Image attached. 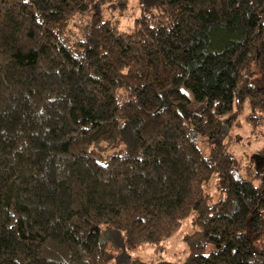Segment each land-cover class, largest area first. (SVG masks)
<instances>
[{"label": "trees", "instance_id": "1", "mask_svg": "<svg viewBox=\"0 0 264 264\" xmlns=\"http://www.w3.org/2000/svg\"><path fill=\"white\" fill-rule=\"evenodd\" d=\"M94 2L0 0V264H120L189 217L181 264H264V145L242 174L228 136L246 103L264 127V0H140L66 43Z\"/></svg>", "mask_w": 264, "mask_h": 264}, {"label": "rangeland", "instance_id": "2", "mask_svg": "<svg viewBox=\"0 0 264 264\" xmlns=\"http://www.w3.org/2000/svg\"><path fill=\"white\" fill-rule=\"evenodd\" d=\"M140 10V0H95L85 12L75 14L62 35L67 37L65 42L70 45L78 39H84L88 33L91 17L95 12H99L104 21L117 26L118 30H129L134 20L140 15ZM253 83L256 86H264V82L258 79H255ZM186 93L189 101L183 106V111H199L203 104L196 103L190 92L187 91ZM180 107L181 105L178 106L179 109ZM250 115L251 108L246 103L237 118L232 122V127L229 129L228 134L234 140L233 142L229 141V148L234 158V167L242 174L253 168L248 159H251L256 150L264 145V127H262L263 125L258 127L251 125L248 119ZM197 142L203 154L207 156L209 150L205 138L199 136ZM215 180L216 177H213L206 187L212 201H216L221 197ZM193 231L194 228L189 217L183 221L180 229L163 244L162 250H155L153 247L145 246L132 253L131 260L127 259V262H125L123 259V263L120 264H181L188 254V247L184 237ZM252 241L257 251H264V230L258 237H253ZM213 247V243H208L204 253H208ZM111 264L119 263L116 259H113Z\"/></svg>", "mask_w": 264, "mask_h": 264}]
</instances>
